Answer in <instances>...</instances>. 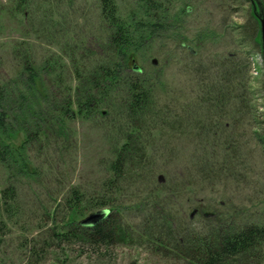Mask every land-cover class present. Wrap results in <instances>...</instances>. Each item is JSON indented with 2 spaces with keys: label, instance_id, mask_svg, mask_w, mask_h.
Segmentation results:
<instances>
[{
  "label": "rangeland",
  "instance_id": "rangeland-1",
  "mask_svg": "<svg viewBox=\"0 0 264 264\" xmlns=\"http://www.w3.org/2000/svg\"><path fill=\"white\" fill-rule=\"evenodd\" d=\"M136 1L117 0L119 14L127 18ZM162 2L168 14L158 18L168 29L135 53L154 87L144 117L132 119L125 93H112L100 111L26 145L38 174L0 162V189L13 184L17 194L0 218V264H192L201 249L193 239L264 212V53L251 0ZM15 4L0 0V84L21 88L28 58L49 66L43 85L58 80L57 90L81 85L76 66L87 74L105 62L99 0H32L25 14ZM128 136L126 170L111 187L110 166ZM73 188L87 198L107 192L118 204L106 225L110 241L96 244L81 222L113 208L85 209L72 222L65 199ZM201 207L222 219L199 215ZM228 264H264V241Z\"/></svg>",
  "mask_w": 264,
  "mask_h": 264
},
{
  "label": "trees",
  "instance_id": "trees-1",
  "mask_svg": "<svg viewBox=\"0 0 264 264\" xmlns=\"http://www.w3.org/2000/svg\"><path fill=\"white\" fill-rule=\"evenodd\" d=\"M14 1L16 10L24 14L32 3V0ZM99 3L100 14L108 29L107 44L110 50L105 62L96 65L87 74L76 66V78L78 82L81 80V85L77 84L76 87L71 85L64 90H57L56 84L59 82L57 80L53 88L45 87L42 73H46L49 66L40 70L29 58L25 59L18 72L21 88H14L15 84L7 82L0 84V162L9 172L16 171L15 174L31 177L38 174V169L27 161L24 152L26 145L38 138H46L47 131L54 130V127L66 129L67 121L78 115L88 118L100 111L102 104L112 93L119 91L125 93L126 111L132 119L144 117L150 107L154 87L148 76H145L143 68L137 67L135 53L150 38L168 29L165 21L161 19L166 17L161 13L168 14L167 9L162 0H137L136 8L124 18L119 14L117 0H99ZM262 4L258 0H251L255 19L264 18ZM187 11L189 12V9ZM23 84L25 91L22 90ZM74 105H77V113ZM20 130L26 133V137L22 144L16 145L12 140ZM139 131L141 130L137 129L140 135ZM131 138L132 136H128L111 163L112 176L109 180L113 181L111 187L116 186L125 173L127 153L131 151ZM104 193L87 198L80 190L73 188L65 199L71 209L72 222H75V216L85 209L107 206L113 208L109 209L110 214L97 224L85 226L93 230V235L97 237L94 239L96 244L113 238V231H107L106 225L110 223L112 215L120 213L118 204H115L111 195ZM155 198L157 200V197ZM16 199V188L13 184L0 189V218L4 209L9 210V202H15ZM145 203L148 201L142 205ZM196 212L199 215L209 213L215 215L217 219H222L218 212H208L203 207L197 208ZM167 225L171 226L173 223L169 221ZM228 228V231H225V228L220 226L217 236L193 239V242L200 241L202 250L199 248L200 251L194 255L192 264H228L229 260L258 246L264 241V212L243 226L235 225Z\"/></svg>",
  "mask_w": 264,
  "mask_h": 264
},
{
  "label": "water",
  "instance_id": "water-1",
  "mask_svg": "<svg viewBox=\"0 0 264 264\" xmlns=\"http://www.w3.org/2000/svg\"><path fill=\"white\" fill-rule=\"evenodd\" d=\"M260 27H261V38H262V48L264 52V18L260 17ZM156 62V61H155ZM110 213V210L105 208L101 209L97 212H94L87 216L85 219L82 220L81 224L84 226H92L97 224L99 221L103 220L106 218V216Z\"/></svg>",
  "mask_w": 264,
  "mask_h": 264
}]
</instances>
